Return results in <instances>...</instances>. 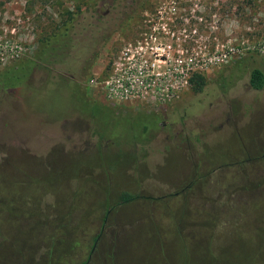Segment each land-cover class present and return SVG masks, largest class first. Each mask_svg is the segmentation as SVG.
<instances>
[{"label":"rangeland","instance_id":"374dc122","mask_svg":"<svg viewBox=\"0 0 264 264\" xmlns=\"http://www.w3.org/2000/svg\"><path fill=\"white\" fill-rule=\"evenodd\" d=\"M89 7L105 17L93 40L116 31L86 81L70 85L38 56L69 13ZM112 8L0 0V264H83L106 216L90 264H264V89L250 85L264 72V0ZM144 24L171 46L173 71L184 59L188 84L162 107L107 102L90 82ZM194 74L208 81L202 93ZM94 106L104 111L85 113ZM123 192L139 198L119 205Z\"/></svg>","mask_w":264,"mask_h":264},{"label":"built area","instance_id":"2783aa9c","mask_svg":"<svg viewBox=\"0 0 264 264\" xmlns=\"http://www.w3.org/2000/svg\"><path fill=\"white\" fill-rule=\"evenodd\" d=\"M162 29L168 34L166 26ZM160 31L153 24H144L133 37L120 42L108 67L90 82L101 98L112 104L147 100L162 107L159 105H169L180 97L188 84L186 64L179 57L172 70L171 46L164 43Z\"/></svg>","mask_w":264,"mask_h":264},{"label":"trees","instance_id":"16d2710c","mask_svg":"<svg viewBox=\"0 0 264 264\" xmlns=\"http://www.w3.org/2000/svg\"><path fill=\"white\" fill-rule=\"evenodd\" d=\"M127 5V0H113V8L114 11L119 9V12ZM112 8V9H113ZM90 10H93V7H89L86 9L83 8H77L76 12H72L68 14L67 19L63 21L53 33H51L45 41L42 42V50H41V56H38L39 60L41 61L42 65H45L47 70L51 72H58L61 74H65L69 76L70 79V85L73 84L76 81L85 82L87 79V76L89 75L95 60L98 56V49L101 44H96L93 46L86 45L84 41L89 42V39H92L95 37V30L97 27L101 25V23H96L95 21H89L87 24V27L84 26V28H87L89 31L87 33L77 32L74 33V23L77 22L81 17L84 16L87 12ZM117 12V11H116ZM115 12V13H116ZM104 24V23H103ZM82 31V30H80ZM92 33V36H88V34ZM113 31L106 28V30L102 33V36H99L96 41H100V43H103L105 40H109V36ZM81 35V41H78L79 36ZM80 61L81 66L80 69L75 68L74 63ZM47 65H46V64ZM44 67V66H43ZM18 75L14 77L11 81V83H14V85L21 84L24 75L27 74V70L22 69L17 73ZM67 80V81H68ZM67 81H62L61 83H64L67 85ZM10 82V81H9ZM189 83L191 85V89L196 93H202L205 88L208 85V81L205 76L201 74H194L190 79ZM76 85V88L80 87L78 84ZM250 85L254 90H263L264 89V72L260 69H254L251 72L250 77ZM80 89V88H79ZM88 102V101H87ZM86 102V103H87ZM92 105L90 102L88 103ZM94 110L92 112H85V113H94L96 116L100 115V111L102 108L98 106H94ZM173 113V112H172ZM172 113H168L166 115L167 121H174L175 118L172 116ZM172 114V115H171ZM175 115V114H174ZM146 129V128H145ZM139 196L129 193V192H123L119 197V205L127 204L134 202L137 200ZM107 216L104 220V225H106ZM103 225L102 231L98 234V236L95 239V244L99 242V240L102 237L103 229L105 226ZM94 244V246H95ZM93 246V248H94ZM92 248V251H93ZM92 254V252H91ZM91 254L89 258L83 263V264H90L92 257Z\"/></svg>","mask_w":264,"mask_h":264},{"label":"flooded vegetation","instance_id":"af4514ba","mask_svg":"<svg viewBox=\"0 0 264 264\" xmlns=\"http://www.w3.org/2000/svg\"><path fill=\"white\" fill-rule=\"evenodd\" d=\"M122 11V10H121ZM121 11L119 12V10L116 12V15L119 16V14H121ZM99 14V11L98 10H90L89 12H87L86 14H84L83 17H81L77 22L74 23V30L73 32L74 33H77V32H82L84 31V33H87L89 30L87 28H84L87 27V24L89 21H95L96 23H105V17H102ZM81 27V28H80ZM82 30V31H80ZM113 31H116V28L113 29ZM80 35V34H79ZM100 36H102V33H100ZM81 35L79 36L78 38V41H81ZM90 41L87 42V41H84L86 45H89V46H93V45H96V44H101L100 41H96V40H92V39H89Z\"/></svg>","mask_w":264,"mask_h":264},{"label":"water","instance_id":"95a60500","mask_svg":"<svg viewBox=\"0 0 264 264\" xmlns=\"http://www.w3.org/2000/svg\"><path fill=\"white\" fill-rule=\"evenodd\" d=\"M108 214H110V211L108 212ZM97 246H98V243L95 244L93 251H92V254H91V257L93 256L94 252L96 251Z\"/></svg>","mask_w":264,"mask_h":264}]
</instances>
